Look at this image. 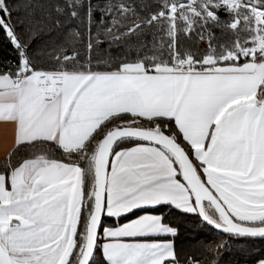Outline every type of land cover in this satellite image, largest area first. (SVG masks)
Returning <instances> with one entry per match:
<instances>
[{
    "label": "snow or ice",
    "instance_id": "1",
    "mask_svg": "<svg viewBox=\"0 0 264 264\" xmlns=\"http://www.w3.org/2000/svg\"><path fill=\"white\" fill-rule=\"evenodd\" d=\"M0 264H264V0H0Z\"/></svg>",
    "mask_w": 264,
    "mask_h": 264
},
{
    "label": "crops",
    "instance_id": "2",
    "mask_svg": "<svg viewBox=\"0 0 264 264\" xmlns=\"http://www.w3.org/2000/svg\"><path fill=\"white\" fill-rule=\"evenodd\" d=\"M2 136H3V130L0 129V138H2ZM3 148H4V144L2 142V139H0V154H2Z\"/></svg>",
    "mask_w": 264,
    "mask_h": 264
},
{
    "label": "trees",
    "instance_id": "3",
    "mask_svg": "<svg viewBox=\"0 0 264 264\" xmlns=\"http://www.w3.org/2000/svg\"><path fill=\"white\" fill-rule=\"evenodd\" d=\"M231 257L230 256H226V264H228V262L230 261Z\"/></svg>",
    "mask_w": 264,
    "mask_h": 264
}]
</instances>
